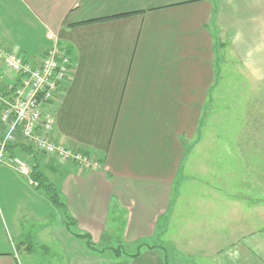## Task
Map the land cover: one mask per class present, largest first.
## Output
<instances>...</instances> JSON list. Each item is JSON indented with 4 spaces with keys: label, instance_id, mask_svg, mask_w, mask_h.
<instances>
[{
    "label": "crops",
    "instance_id": "crops-1",
    "mask_svg": "<svg viewBox=\"0 0 264 264\" xmlns=\"http://www.w3.org/2000/svg\"><path fill=\"white\" fill-rule=\"evenodd\" d=\"M54 42L72 68L41 105L54 118L49 136L99 166L59 160L22 138L14 154L57 186L74 229L95 245L154 236L181 197L173 182L187 142L207 131L209 102L223 99V54L231 52L245 76L264 75V0H0V48L37 63ZM28 179L0 165V264H32L34 244L57 249L60 264H164L157 248L136 257L89 251ZM216 258L264 264V228Z\"/></svg>",
    "mask_w": 264,
    "mask_h": 264
},
{
    "label": "rangeland",
    "instance_id": "rangeland-1",
    "mask_svg": "<svg viewBox=\"0 0 264 264\" xmlns=\"http://www.w3.org/2000/svg\"><path fill=\"white\" fill-rule=\"evenodd\" d=\"M223 58V99L209 102L207 131L187 142L189 153L173 182L174 194L181 195L178 203L160 217L154 236L138 241L108 237L98 247L119 246L130 254L147 243L163 247L166 264H217L219 250L264 228V75L245 76L231 52ZM33 248L32 264H60L57 249Z\"/></svg>",
    "mask_w": 264,
    "mask_h": 264
},
{
    "label": "built area",
    "instance_id": "built-area-1",
    "mask_svg": "<svg viewBox=\"0 0 264 264\" xmlns=\"http://www.w3.org/2000/svg\"><path fill=\"white\" fill-rule=\"evenodd\" d=\"M0 59L4 68L0 72V165L10 166L29 178L27 162L8 152V145L22 138L38 152L84 169L97 168L98 160L91 155L50 138L54 118L41 108L68 79L72 68L70 55L54 42L37 63L4 48H0ZM6 74L7 81L3 80Z\"/></svg>",
    "mask_w": 264,
    "mask_h": 264
},
{
    "label": "trees",
    "instance_id": "trees-1",
    "mask_svg": "<svg viewBox=\"0 0 264 264\" xmlns=\"http://www.w3.org/2000/svg\"><path fill=\"white\" fill-rule=\"evenodd\" d=\"M17 148V144L15 142H12L8 145V150L9 154L15 155V149ZM30 166V173H29V178L33 182L34 187L38 188L39 190L42 191L44 196L47 198V200L50 202V204L56 208V210L59 212L60 217L62 219V223L65 227V229L72 235L73 238L76 240H80L83 242V245L85 248H87L91 252H95L98 254H103L107 249L111 251V253L114 255V257H120L122 255H127L129 257H136L140 249L142 247H147V248H157L163 252V247L162 246H157V245H149V244H144L140 243L137 246V250L133 253L126 254L121 247H113V248H104V247H98L96 246L92 240L91 237L86 234V233H78L74 227L76 224L75 219L69 214L67 210V206L65 202L62 200V197L60 196V193L58 191L57 186L52 183L48 182L44 179V177L35 170L34 165H29ZM164 255V254H163ZM165 257L163 256V260ZM166 264V262H164Z\"/></svg>",
    "mask_w": 264,
    "mask_h": 264
}]
</instances>
